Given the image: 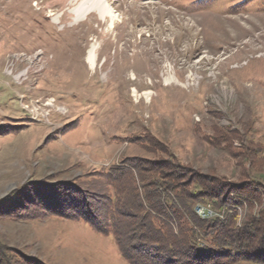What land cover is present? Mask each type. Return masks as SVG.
<instances>
[{
  "label": "rangeland",
  "instance_id": "374dc122",
  "mask_svg": "<svg viewBox=\"0 0 264 264\" xmlns=\"http://www.w3.org/2000/svg\"><path fill=\"white\" fill-rule=\"evenodd\" d=\"M102 1L113 22L76 25L82 0H0V264H130L101 218L137 236L135 205L172 177L202 221L260 220L262 246L264 0Z\"/></svg>",
  "mask_w": 264,
  "mask_h": 264
},
{
  "label": "trees",
  "instance_id": "16d2710c",
  "mask_svg": "<svg viewBox=\"0 0 264 264\" xmlns=\"http://www.w3.org/2000/svg\"><path fill=\"white\" fill-rule=\"evenodd\" d=\"M153 172H155V169H153ZM155 173L161 175L160 171ZM175 181V177H172L164 183H152V189H149L148 194H144L145 204L139 201L138 206L135 205L138 209L137 218L141 221L139 226L137 222H133L135 225L132 228L135 227L134 229L139 232L137 236L128 234L127 219H129V216L125 214L119 216L111 210L109 216L104 215L101 218L107 224L108 233L113 235L122 255L130 264H138V260H140L139 257L131 254L133 252L131 249L142 252L145 259L152 260L159 259L158 254H155L157 251L164 252L166 256L160 255V257L162 259L169 258L170 262H167L169 264H175L173 257L177 255L182 259L181 264H240L247 262L264 264L263 259L260 258L261 252H264L261 249L264 247V236L261 235L260 237L259 235L257 238L262 246L252 245V241H248L249 235L260 234V220L252 219L241 229L233 227L232 219L226 224L219 223L216 220H213V222L202 221L192 211V206L199 199V194L196 196L194 193L191 194L181 190L179 184ZM158 186L174 193L173 197L163 194L165 202H161L162 196H156ZM167 207L172 210L176 225L178 224L180 227L186 226L185 224H188L187 226L189 224L195 225L198 230L205 232L204 236L208 239L211 247L207 250L197 249L195 235L191 228L190 231L185 229L186 233H180V236L174 235L170 219L167 217ZM104 223L101 222L100 224ZM134 237L139 242L137 247H125L123 240L129 241ZM143 246L145 248H142ZM147 248H152L154 252H148ZM167 263L163 260L159 264Z\"/></svg>",
  "mask_w": 264,
  "mask_h": 264
},
{
  "label": "bare ground",
  "instance_id": "6f19581e",
  "mask_svg": "<svg viewBox=\"0 0 264 264\" xmlns=\"http://www.w3.org/2000/svg\"><path fill=\"white\" fill-rule=\"evenodd\" d=\"M76 1L77 0H74V2ZM92 12L97 13L101 20H105L106 18H109L111 22H113V19L115 17V16L113 17V13L111 12V9L108 6V4L103 2L102 0H82L81 4L79 5L77 4V7L70 11V13L73 15V22H75L76 25L79 24V22L81 21L86 22L88 16ZM96 52H97L96 49L93 47L88 51L87 54V63L90 65L91 68H95L96 65V61H97ZM144 95H149V93L146 92Z\"/></svg>",
  "mask_w": 264,
  "mask_h": 264
},
{
  "label": "built area",
  "instance_id": "2783aa9c",
  "mask_svg": "<svg viewBox=\"0 0 264 264\" xmlns=\"http://www.w3.org/2000/svg\"><path fill=\"white\" fill-rule=\"evenodd\" d=\"M197 213H198V215H199L200 217H202V218H205V217L207 216V213H205V211H204L203 209H201V208H199V209L197 210Z\"/></svg>",
  "mask_w": 264,
  "mask_h": 264
}]
</instances>
